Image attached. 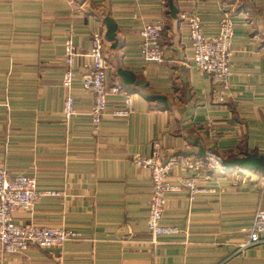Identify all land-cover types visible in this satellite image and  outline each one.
I'll list each match as a JSON object with an SVG mask.
<instances>
[{"label":"crops","instance_id":"crops-1","mask_svg":"<svg viewBox=\"0 0 264 264\" xmlns=\"http://www.w3.org/2000/svg\"><path fill=\"white\" fill-rule=\"evenodd\" d=\"M193 8L207 34L221 13L234 20L229 96L214 99L209 73L192 59L184 12ZM105 17L111 19L110 27ZM162 20V61L139 53L140 28ZM94 32L102 34L109 93L93 128L92 93L80 75ZM77 113L62 112L65 40ZM132 97L127 116L111 113ZM157 139L170 155L203 158L209 148L229 169L196 174L203 188L166 194L163 223L178 233L152 239L147 229L150 172L131 161ZM264 157V0H0V167L36 176L45 195L17 209V223L64 226L80 233L59 249L0 254V264H264V243L235 253L257 209L264 173L231 163ZM193 174L175 166L171 175ZM264 237V233L261 234Z\"/></svg>","mask_w":264,"mask_h":264},{"label":"built area","instance_id":"built-area-1","mask_svg":"<svg viewBox=\"0 0 264 264\" xmlns=\"http://www.w3.org/2000/svg\"><path fill=\"white\" fill-rule=\"evenodd\" d=\"M184 15L189 24L194 64L200 72L211 75L215 99L219 102L224 101L229 95L231 58L234 52L232 43L233 16L228 10L223 11L217 31L206 34L201 18L193 8L186 10ZM162 29V20L147 21L141 26L139 53L145 60L157 62L163 60L160 45ZM102 40L100 32H94L91 35L90 48L86 53L89 61L80 75L82 86L92 93L90 114L94 128H97L101 116L107 109L108 94L122 91L118 85L109 86L107 83L108 64L102 51ZM63 49L64 69L61 84L66 89V94L63 99L62 112L64 117L69 118L77 113L71 87L75 77L72 62L78 55V51L71 37L65 40ZM132 108V97L127 94L124 105L112 109L111 113L126 116ZM131 160L150 172L151 194L147 229L152 239L180 231L178 227L162 222L167 192L186 190L189 195L193 196L203 189L198 185L195 177L198 172L224 173L229 169L221 155L209 148L205 149L203 158H195L185 153L170 155L159 140L153 142L150 154L135 153L131 155ZM177 165L191 171L194 175L176 174L172 177L173 169ZM45 195L56 196L60 195V192L39 189L35 175L11 174L5 168L0 167V254L23 252L33 246L45 250H55L61 248L68 240L80 237L78 231L64 226L14 221L12 214L15 210L30 209L35 201ZM262 233H264V209H258L244 238L237 244L236 252L264 242Z\"/></svg>","mask_w":264,"mask_h":264},{"label":"trees","instance_id":"trees-1","mask_svg":"<svg viewBox=\"0 0 264 264\" xmlns=\"http://www.w3.org/2000/svg\"><path fill=\"white\" fill-rule=\"evenodd\" d=\"M105 21L108 24L109 28L107 29V32L110 35V27L114 26V24L111 19L107 17H105ZM225 163L228 164L226 161ZM231 163L243 168L258 170L264 173V157L256 152L245 153L244 156L233 158Z\"/></svg>","mask_w":264,"mask_h":264},{"label":"rangeland","instance_id":"rangeland-1","mask_svg":"<svg viewBox=\"0 0 264 264\" xmlns=\"http://www.w3.org/2000/svg\"><path fill=\"white\" fill-rule=\"evenodd\" d=\"M184 17H185V15H184ZM188 23V22H187ZM189 25V24H188ZM206 33V32H205ZM207 34V33H206ZM161 37V36H160ZM191 43V42H190ZM233 43V42H232ZM191 48H192V46H191ZM192 59H193V54H192ZM193 63H194V61H193ZM195 65V64H194ZM196 67V66H195ZM198 70V69H197ZM199 71V70H198ZM231 74V73H230ZM229 79H230V76H229ZM230 85H231V83H230ZM120 87V86H119ZM121 88V87H120ZM229 89H230V87H229ZM122 90V89H121ZM229 93V92H228ZM229 96V95H228ZM228 96H227V98H228ZM227 98H226V100H227ZM214 99H215V96H214ZM216 100V99H215ZM226 100H224V101H226ZM217 101V100H216ZM224 101H221V102H224ZM217 102H219V101H217ZM133 109V108H132ZM106 112V111H105ZM89 113H90V111H89ZM105 114V113H104ZM75 115V114H74ZM91 115V114H90ZM127 116V115H126ZM102 117V116H101ZM101 120V119H100ZM91 122H92V117H91ZM100 122V121H99ZM99 125V124H98ZM92 126H93V123H92ZM98 127V126H97ZM94 128V127H93ZM94 129H96V128H94ZM155 140H157V139H155ZM154 140V141H155ZM153 141V142H154ZM160 141V140H159ZM153 142H152V147H153ZM162 143V142H161ZM163 145V144H162ZM163 147L165 148V146L163 145ZM152 151V150H151ZM151 153V152H150ZM149 153V154H150ZM132 161V160H131ZM135 164V163H134ZM136 165V164H135ZM138 166V165H137ZM170 192H173V191H170ZM168 193V192H167ZM166 193V194H167ZM150 194H151V190H150ZM166 194H165V200H166ZM149 201H150V199H149ZM165 203H166V201H165ZM164 210H165V208H164ZM258 210V209H257ZM148 212H149V205H148ZM256 212V211H255ZM164 213V212H163ZM255 214V213H254ZM162 218H163V216H162ZM162 222H163V220H162ZM239 243V242H238ZM262 243H264V242H262ZM259 244H261V243H259ZM258 245V244H257ZM254 246H256V245H254ZM254 246H251V247H254ZM236 248H237V245H236ZM236 248H235V253H239V252H236ZM248 248H250V247H248ZM247 249V248H246ZM245 250V249H244ZM243 250V251H244ZM26 251V250H25ZM243 251H241V252H243Z\"/></svg>","mask_w":264,"mask_h":264}]
</instances>
